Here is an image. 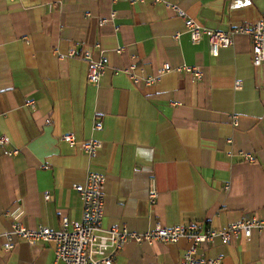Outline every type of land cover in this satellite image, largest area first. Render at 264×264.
I'll list each match as a JSON object with an SVG mask.
<instances>
[{
  "label": "crops",
  "instance_id": "1",
  "mask_svg": "<svg viewBox=\"0 0 264 264\" xmlns=\"http://www.w3.org/2000/svg\"><path fill=\"white\" fill-rule=\"evenodd\" d=\"M170 4L220 30L251 26L264 13V0H0V136L10 139L0 147V235L16 222L59 230L64 218L81 220L75 185L89 171L107 177L105 227L145 232L160 221L223 229L264 219V65H254L244 34L212 55L208 38L193 42ZM74 46L109 58L99 87L88 81L87 60L60 57ZM166 63L198 67L202 77L173 69L136 84L118 71L136 65L140 76H155ZM64 133L99 139L102 148L90 159ZM4 242L0 264H62L51 243L19 239L7 251ZM191 244L130 241L113 264H182ZM220 254L223 264H264V229L197 251Z\"/></svg>",
  "mask_w": 264,
  "mask_h": 264
},
{
  "label": "built area",
  "instance_id": "2",
  "mask_svg": "<svg viewBox=\"0 0 264 264\" xmlns=\"http://www.w3.org/2000/svg\"><path fill=\"white\" fill-rule=\"evenodd\" d=\"M143 1V0H140ZM178 15L185 21V26L193 42H199L207 37L210 44L212 55L218 56L221 49L228 48L234 43V36L238 34L249 35L252 38L253 63L256 66L264 65V13L262 17L251 26H237L229 30H220L206 27L193 18L187 11L176 4H170ZM116 13H111V18H115ZM101 19V24L110 20ZM176 36H180L177 33ZM95 46H99L96 44ZM124 50L119 47L120 53ZM60 57H81L88 61V81L90 84L99 87L103 75L109 66V58L101 56L94 58L91 49H84L81 52L77 47H71L67 53H60ZM136 65H131L118 71H124L129 74L136 84L145 82L152 84L160 80L161 75L172 71L170 63H166L160 69L158 75L143 77L137 73ZM175 70L187 71L194 75L195 79L202 77V71L195 66L184 65ZM236 87H242L241 82H236ZM28 104L35 106V100H29ZM102 122L97 121L94 128L102 129ZM62 140L71 144L80 143L90 159L98 155L102 148V141L96 138L79 141L74 133H64ZM10 143L6 135L0 136V147L5 148ZM10 155L18 154L19 150L14 149L8 152ZM246 161H255L252 153L243 152ZM106 175L103 173L89 171L86 180L82 184H76L75 189L79 193L83 202V215L79 221H70L64 218L62 228L54 230L48 226H38L31 228L23 222H16L11 229L0 235L5 239L4 247L7 251L12 250L19 239L27 241L29 244H35L38 241L51 243L56 252L57 259L62 264H113L117 254L133 241L139 244H155L157 242L174 243L182 238L192 242L184 256L182 264H223V255L212 257H198V247L205 243H210L216 238L223 243H231L235 237L244 233L246 237H251L254 229H264V219L258 217L243 218L231 223L227 228L215 229L206 227L199 228L197 224L165 226L158 221L153 229L145 232L130 231L125 225L104 226V216L106 207L105 183ZM230 188V185L227 186ZM48 196V194H47ZM159 197V189L155 177L150 180L149 202L154 205Z\"/></svg>",
  "mask_w": 264,
  "mask_h": 264
}]
</instances>
